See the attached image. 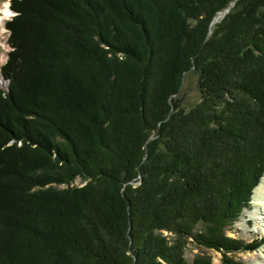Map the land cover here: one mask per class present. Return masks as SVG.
<instances>
[{
	"label": "trees",
	"instance_id": "16d2710c",
	"mask_svg": "<svg viewBox=\"0 0 264 264\" xmlns=\"http://www.w3.org/2000/svg\"><path fill=\"white\" fill-rule=\"evenodd\" d=\"M234 1H11L0 264H246L229 231L264 177V0L209 34Z\"/></svg>",
	"mask_w": 264,
	"mask_h": 264
},
{
	"label": "rangeland",
	"instance_id": "374dc122",
	"mask_svg": "<svg viewBox=\"0 0 264 264\" xmlns=\"http://www.w3.org/2000/svg\"><path fill=\"white\" fill-rule=\"evenodd\" d=\"M7 1L8 0H0L1 7H3ZM9 2H10V0H9ZM232 8H234V7H232ZM232 8H231V10H232ZM228 13H226L224 16H222V18L216 24H214V25L210 24L209 34L211 33L212 29H214V27L218 23H220ZM11 19H12V17H9L5 21L4 28H2V30H1L2 34H1V38H0V41H1L0 42V71H1L2 67L6 64V62L8 60V53L11 51V48L8 44L10 32H9V30H7L5 28V25ZM8 84L9 83L7 80L2 81V84L0 86V91L5 90L6 86H8ZM179 97L182 98V102H183L182 104H183V107L185 109H190L193 105H195L197 102H199L200 93L198 90V77L196 75H190V76H187L185 78L183 88L181 90ZM224 123H225V127L227 125L228 126L230 125V122L225 121ZM243 136L245 137V135H243ZM249 137L251 138L250 135H249ZM150 140H153V137H151ZM246 148H247V146H246ZM85 184L86 183L83 182L80 178H78L74 183V185H77V186L78 185L84 186ZM259 186L263 187L262 193H264V177L260 181L259 185H257L255 187L253 194H252L251 201L254 199L253 195H254L255 191L257 190V188H259ZM61 187L65 188L64 185H62ZM263 196H264V194L261 195L259 198V201H256V202H259L260 204L264 205ZM255 200L256 199H254L253 201L255 202ZM258 208L259 207H257L256 205H253V202H251L249 205V208H247L244 211V213L241 214V217L239 218V220L234 225L231 226V230L229 231V234L233 237L240 239L243 243H246V244L252 243V241L253 242L258 241L260 239L263 240L264 239V212L262 213V212L258 211ZM200 253H204V254H207L208 256H210L215 264H221L222 255L220 252L208 251V250H205L203 248L199 249V248L193 247L192 250L189 249L188 252L186 253V258L188 260L192 261L193 258L195 257V255L200 254ZM236 257H238L240 260H242L246 264H264V245H262L258 249H255V250L253 249L252 251L251 250L250 251L245 250L243 252H240L236 255Z\"/></svg>",
	"mask_w": 264,
	"mask_h": 264
},
{
	"label": "bare ground",
	"instance_id": "6f19581e",
	"mask_svg": "<svg viewBox=\"0 0 264 264\" xmlns=\"http://www.w3.org/2000/svg\"><path fill=\"white\" fill-rule=\"evenodd\" d=\"M9 0L4 4L3 7H1L0 5V38H1V34H2V28H4V24H5V21L9 18V17H13V11L10 9V4H9ZM13 14V15H12ZM12 15V16H11ZM222 18V16H219L217 18L216 21H219L220 19ZM5 28H6V25H5ZM1 42V41H0ZM2 81H5L2 77V73L0 71V86L2 84ZM263 192V187L262 186H259V188H257V190L255 191L254 195H253V198L256 199L255 202L252 200L251 202H253V205H256L258 208V211L260 212H264V205L260 204L259 202H256V201H259V198L261 195H263L264 193ZM262 193V194H261ZM263 199H264V196H263ZM257 203V204H256ZM264 240V239H263ZM264 245V243H263Z\"/></svg>",
	"mask_w": 264,
	"mask_h": 264
},
{
	"label": "water",
	"instance_id": "95a60500",
	"mask_svg": "<svg viewBox=\"0 0 264 264\" xmlns=\"http://www.w3.org/2000/svg\"><path fill=\"white\" fill-rule=\"evenodd\" d=\"M237 1H238V0H235V1H234L229 7H227L226 9H224L222 12L218 13V14L214 17V19H213L211 25H214V24H216V23L218 22V21H216V20H217V18H218L219 16H224L226 13H228V12L231 10V8L235 6V4H236ZM6 89H8L7 86H6Z\"/></svg>",
	"mask_w": 264,
	"mask_h": 264
}]
</instances>
